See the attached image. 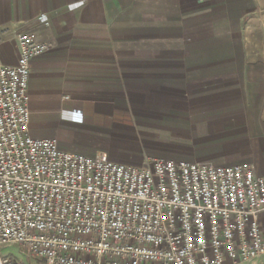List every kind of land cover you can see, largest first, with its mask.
Segmentation results:
<instances>
[{
    "label": "crops",
    "instance_id": "crops-1",
    "mask_svg": "<svg viewBox=\"0 0 264 264\" xmlns=\"http://www.w3.org/2000/svg\"><path fill=\"white\" fill-rule=\"evenodd\" d=\"M26 31L51 43L31 63L34 138L142 168L247 163L264 176V0H0L4 64Z\"/></svg>",
    "mask_w": 264,
    "mask_h": 264
},
{
    "label": "built area",
    "instance_id": "built-area-1",
    "mask_svg": "<svg viewBox=\"0 0 264 264\" xmlns=\"http://www.w3.org/2000/svg\"><path fill=\"white\" fill-rule=\"evenodd\" d=\"M50 25L47 13L39 16ZM1 40V38H0ZM0 60V264H237L264 256V176L247 163L154 159L147 168L60 148L30 133L33 59L51 43L18 36Z\"/></svg>",
    "mask_w": 264,
    "mask_h": 264
},
{
    "label": "rangeland",
    "instance_id": "rangeland-1",
    "mask_svg": "<svg viewBox=\"0 0 264 264\" xmlns=\"http://www.w3.org/2000/svg\"><path fill=\"white\" fill-rule=\"evenodd\" d=\"M20 246L15 244V245H10L7 248L2 249V254L8 255L11 254L13 255L17 260L23 262L24 261V254L20 251Z\"/></svg>",
    "mask_w": 264,
    "mask_h": 264
}]
</instances>
